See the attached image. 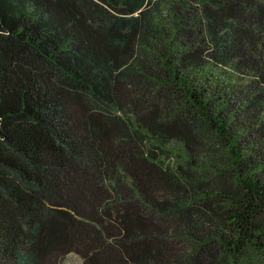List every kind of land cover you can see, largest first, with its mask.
<instances>
[{"label":"trees","instance_id":"trees-1","mask_svg":"<svg viewBox=\"0 0 264 264\" xmlns=\"http://www.w3.org/2000/svg\"><path fill=\"white\" fill-rule=\"evenodd\" d=\"M264 264V0H0V264Z\"/></svg>","mask_w":264,"mask_h":264},{"label":"rangeland","instance_id":"rangeland-1","mask_svg":"<svg viewBox=\"0 0 264 264\" xmlns=\"http://www.w3.org/2000/svg\"><path fill=\"white\" fill-rule=\"evenodd\" d=\"M63 264H81V261L76 255L70 254L65 258Z\"/></svg>","mask_w":264,"mask_h":264}]
</instances>
